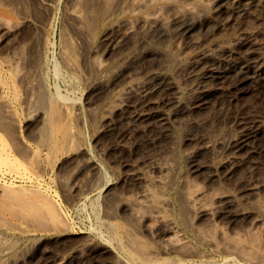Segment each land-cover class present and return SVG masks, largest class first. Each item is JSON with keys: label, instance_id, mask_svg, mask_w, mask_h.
<instances>
[{"label": "rangeland", "instance_id": "374dc122", "mask_svg": "<svg viewBox=\"0 0 264 264\" xmlns=\"http://www.w3.org/2000/svg\"><path fill=\"white\" fill-rule=\"evenodd\" d=\"M129 2L0 0V137L10 150L8 161L0 158V219H5L4 223L0 220V229L7 231L9 242H13V258L34 252V264H139L131 252L145 257L178 255L169 241L158 235L164 226L134 218L125 200L139 189L140 183L131 175L134 166L181 164L186 171L190 159L202 167L196 178L192 176L200 188L229 193L231 197L216 201L213 226L206 228L187 204L180 179L166 189L169 200L165 211L183 230L187 245L192 246L189 250L185 245L178 256L194 259L195 263L228 264L226 254L195 234L196 227L206 228L218 240L220 228L232 238L248 240L254 235L263 240L253 221L257 212L264 214V186L255 194L247 188L253 183L264 185V79L240 84V76L229 73L207 85V101L198 106H194V90L186 91L177 105L160 91L148 98L150 103L145 101L144 108L140 107L150 111L149 116L135 121L122 119V112L115 114L112 109L116 102L115 78L124 57L144 39L162 45L158 42L164 43L163 36L168 32L167 27L139 25L127 37L119 38L125 23L138 16L128 9ZM75 5L82 10L81 20L69 13ZM168 8L165 4V10ZM206 11L200 10L202 19L209 18ZM195 15L184 13L183 18L197 21ZM211 27L197 31L193 38L196 41L186 43L187 51L221 42L234 46L238 36L252 30L256 42L263 45L248 59L264 56V0L254 1L244 12H234ZM180 47L172 45L167 52L157 49L139 65L147 70L173 68L171 60ZM220 54L226 56L225 51ZM18 56L21 58L15 63ZM182 80L183 86L192 85L191 80ZM108 108L113 111L114 125L107 128L102 119ZM254 129L257 132L249 136L248 144L235 152L240 167L230 173L232 176L213 167L227 141ZM0 146L2 150V143ZM170 172L172 179L174 170ZM158 173L160 170L151 174ZM243 207L253 212L238 214ZM233 256L234 264H253L237 254Z\"/></svg>", "mask_w": 264, "mask_h": 264}, {"label": "bare ground", "instance_id": "6f19581e", "mask_svg": "<svg viewBox=\"0 0 264 264\" xmlns=\"http://www.w3.org/2000/svg\"><path fill=\"white\" fill-rule=\"evenodd\" d=\"M129 1L130 2L127 4L128 9L131 10L132 13H136L138 16H137V18L135 17L136 20L134 18L133 21H131V22L129 21L128 24L125 23V27L123 28V32H121V34L119 33V38L122 37L123 35L124 36L126 35L125 37H127V35L129 33H133L135 31V29L139 27V25L140 26L155 25V27L159 28V29L161 27L162 28L167 27L168 32L165 31L166 35L163 36V37H165V42L164 41H163L164 43L158 42V43H161L162 45H153L154 43H150L148 39L141 40V42L139 40L138 41V43L140 42L139 46L137 48L133 49L132 51H130L129 53L127 52L128 54L124 57V63L121 64L122 67L119 70V73L117 74V76L115 78L116 82L114 84L115 87H114L113 94H114V102L115 101L116 102H115V104L113 103V109H112V110H114L115 114H117L116 112H119V111L122 112V115H121L122 119L135 121V119L144 118L146 116H149L150 111L140 109V107H142L144 105V103H146V102L150 103V100L148 98H150L151 96H153L157 92L160 93V91H162V92L165 91L166 95L168 96L169 100L171 101V104L172 103L176 104V103H179V99L181 98V96L186 91L194 90V92L195 91L197 92L196 96L193 95L195 97V105L194 106H196V105L198 106L199 104H203L207 101V95L209 93V92L207 93V90H208L207 85L211 81L221 80L222 78H224L229 73L230 74L234 73L235 77H236V74L239 75L240 78L239 77L238 78H239L240 84H249V83L252 84L255 80H259V78L264 79V56L258 55V56L252 57L251 60L248 59L249 57L255 55L258 51H260V49L262 48V45H263L262 42H256V40L254 39L255 38L254 37V31H252V30H246L241 34V36H238L236 38V42H235L234 46H230L231 44L227 45L226 43L221 42V43H217L215 45H211V46H207V47H199L198 49H193L191 51H187L188 47H186V46H188V45H186V43L188 44L189 41H191V40L196 41L193 38H194V34L197 31L202 32L203 30H206V29L210 28L211 26L213 27L215 25L220 24L222 21L229 19L230 15L233 14L234 12H238V11L244 12L245 10H247L248 6H250L256 0H199L198 2L187 1V0H185L184 2H182L181 0H129ZM165 4H167L169 6V8L166 10H171L172 11L171 13L166 12ZM203 7H206V8H203ZM201 9L207 10L209 12L210 15H209V18L207 17L208 19L207 18L202 19L203 17H201V13H200ZM81 11L82 10L79 9V6L76 7V5H75L70 9L69 13L74 18L81 20L83 18V15H82L83 13ZM207 11L205 14H207ZM184 13L185 14L186 13L187 14L188 13L194 14V16H196L195 14H197V17L199 19L197 21H196V19H195V21H193V20L191 21V19L186 20L183 18ZM126 20H128V19H125V22H127ZM122 21H124V20H122ZM80 23H82V22H80ZM80 23H78V24H80ZM168 26H170L171 29H170V27L168 28ZM182 41L185 45L184 44L181 45ZM147 44L151 45V46H148ZM175 44H180L181 47L178 49L177 53L173 56V58L171 60V63H173V68H168V67L164 68L163 67V68H151V70L150 69L147 70L144 66L139 65V61H141L144 58L146 59V57L155 53L157 49H159L162 52L163 51L167 52L168 48H171L172 45H175ZM221 51H225L226 56H223L224 54L222 56H218ZM20 56H18L17 59L15 58L16 59L15 63H16V61L18 62L21 57H23V56H21V57ZM95 62H97V61H95ZM99 66H101V65L98 62L97 67H99ZM27 71H29V70H27ZM176 72H178V73L176 74ZM29 74H30V72H29ZM178 74H181L180 78L185 79L186 81L191 80L192 83L189 82V84H192V85L188 86L185 84L186 86L184 85L185 86L184 87L182 85L184 83L183 80L177 79ZM28 81H29L28 83H30V84L33 82L32 79H30ZM164 94L165 93L163 92L162 95L164 96ZM40 99H42L44 101L43 98H40ZM40 99H38V100L40 101ZM139 100H140V104H138ZM40 102H42V101H40ZM179 104H181V103H179ZM111 107H109V108H111ZM142 108H144V107H142ZM109 111L106 115L104 114V118L102 119L105 123V124H103V123L102 124L104 126H106L107 128L112 127V125H114L113 124L114 118H113V114H112L113 111H111L110 109H109ZM121 116H120V119H121ZM167 119H168V117L166 118V120ZM142 120H144V119H142ZM166 123H167V121H166ZM55 125H57V124H55ZM48 126H49V124H48ZM51 126L53 127L52 124H51ZM51 126H50V128H51ZM65 129L67 130V128H65ZM66 132L67 131H65V133ZM68 132H70V130ZM256 132H257L256 129H254V130H251V133H239L237 135H234L235 137L230 139L229 142L228 141L226 142L227 143L226 147H223V149H221V154H223V155L217 156V157H219V156L220 157L217 158V160L215 161L214 164H212L213 167L216 168L217 170H221V172L223 170H225L227 175L229 176V174L232 173L238 166L240 167V164L237 165V163H239V162H236V158H237L236 154L238 153L237 152L235 154L236 150L239 147L243 146L245 143L248 144L247 139H249L250 135H254ZM61 135H63V133ZM66 136L67 135H65V137ZM61 137H64V136H61ZM0 140H1V137H0ZM3 141L4 140H1V142H0V143H2V150L0 149V158L1 159L3 158L2 160H4L6 162L10 159V155H9V153H7L9 149L7 150L6 145L3 143ZM64 141H65V139H64ZM217 141L219 143V140H217ZM221 144H223V142H221ZM55 146H57V145L55 144ZM0 148H1V146H0ZM241 148H243V147H241ZM188 155H186V156H188ZM190 156H192V155H190ZM183 157L186 161L187 159L185 158V156H183ZM11 161H12V164L9 163V164H11L10 166L14 165L13 164L14 161L10 160V162ZM1 162H0V164H3V161H1ZM180 163H181V161H180ZM189 164H190V168H188L189 170L188 169L186 170L187 172L184 171V167L181 164L172 167V166L166 165L165 163L160 164V163L154 162L150 166H148V164H147L148 167L139 166V165L134 166L132 168L131 175L138 181L137 183H140L139 189L133 193V195L131 196V199L128 198L129 200L128 199L125 200V201H128L127 203H129V205H130L129 207L131 208V210L130 209L129 210L132 211L134 218H138V220L139 219H141V220L145 219L149 222H152L151 224L156 223V224H162L164 226V228L159 232L158 235H160V238L163 237V239L165 238L166 240H168L169 243L168 242L167 243L171 246V248H173V250H176L175 252H177L178 255L184 247L188 246L187 245L188 239L184 235V233H182L183 230H180V228L176 224H174V222L172 221L170 216L165 211V206L167 205V202L169 200L168 196L166 195V189L170 188L171 185H174V183H176V181L178 179H180L184 184V188L186 189V197H185L186 199L185 200H186L187 204L193 208L195 215L201 221H203L202 224L206 223L205 226L202 225L206 228L210 225L213 226L212 221L214 220V217L217 213L216 201L218 199H222L223 197H227V198L229 196L231 197V195L229 193H223L222 191H218V190H214V189L207 190V189L200 188L196 184L197 182L195 183L193 179L195 176L198 175V172H199L200 168L202 169V167L199 166L200 163L196 162V164H197L196 165L194 162L191 161V159L189 160ZM189 164H187V165H189ZM7 165H8V163H7ZM202 166H204V165H202ZM14 167L15 168L13 170L16 169L15 165H14ZM216 169H214V170L216 171ZM155 170H160V173H158L157 175L151 174ZM173 170H174L173 178L170 179L171 174L169 175V172L171 171L170 173H172ZM201 171L202 170H200V172ZM225 171H224V174H226ZM192 176H194V177L192 178ZM159 186L163 189L159 190L160 189ZM262 186H264V185H261L258 183H253V184L248 186L247 190L249 193L255 194ZM3 189H5V191H6L7 188H3ZM3 191L4 190H1V192H3ZM2 194H0V196ZM9 194L11 195V193H9ZM10 195H9V197L12 196V195L11 196ZM38 195H40V194H38ZM12 199H14V198H12ZM25 200L23 199V201H25ZM17 201H19V200L17 199ZM28 201H26V202H28ZM37 202H39V201H37ZM28 203L29 204H27V205H31V201ZM124 203H126V202H124ZM1 204H3V203H1ZM42 204L43 203L41 202L40 204H38V206L42 205ZM51 204H50V207H51ZM12 205L13 204H11V206ZM227 205L228 204H226V206ZM52 206L54 207L53 204H52ZM3 207H5V205ZM39 207H42V206H39ZM48 208H49V205H48ZM54 208H56V207H54ZM7 209L8 208H6V210ZM239 209H240V207H239ZM29 210H31V212H32L34 210V207H33V210L30 208H29ZM35 210H36V208H35ZM40 211L43 212L44 210L43 211L40 210ZM38 212H39V210H38ZM54 212H56V211H54V209H53V213ZM249 212L252 213L253 211L244 208L242 210H239L237 213L242 214V213H249ZM35 213L38 215L37 212H35ZM44 213H45V211H44ZM44 213H41V214H44ZM56 214H57L58 218H61L59 213H56ZM2 219H4V218H2ZM2 219H0V220H2ZM63 220H64V218H63ZM53 221H55V219ZM1 222L4 223L5 219ZM55 223H57V222L55 221ZM60 223H61V221H60ZM253 223L258 224L259 234H260L261 238L264 240V214L257 212L254 215ZM196 226H201V224L196 225ZM204 227H196V229L194 230L195 234L200 239H202L204 242H206L207 245H210L211 247H213L214 250H217L223 254H226V260H228V264H234L233 262H235V260H234L235 256H233V254L239 255L240 257H243L245 260H247L253 264H264V241L263 240L260 241L259 240L260 238L258 236L253 235L252 238L249 236L251 238V240H249V237H248V240L241 239L238 236H236V238H232V237H229L228 236L229 234L227 235L226 232L220 228V230L218 229L219 233H220L219 234L220 239L218 240V236H216L217 238L213 237V234L210 233ZM21 229H23V228H21ZM212 229H210V231ZM49 230H51V229H49ZM216 233H218V232H216ZM8 236L9 235H8L7 231L0 229V262L2 264H9V261L13 262V264H34L36 262L35 258L37 259V257H35L36 253H34V252L33 253H25L22 257H20L18 255L19 258L15 257V255H14V258H13V256H12L13 254L11 252L13 250V245H12L13 242L12 243L9 242L10 240H8ZM115 236H117V235H115ZM245 237H247V236L245 235ZM9 239H11V238H9ZM190 243H192V242H190ZM185 245H187V246H185ZM190 245H192V244H190ZM189 247L190 246H188V249H189ZM166 248H168V247H166ZM184 250H185V248H184ZM189 250H191V249H189ZM131 253L133 256L132 258L134 260L138 261L139 264H190L191 262L193 263V261H194V259L193 260L192 259H186V258L184 259V257L182 258L178 255H170V256H165V257L164 256L163 257L162 256L148 257V255H146L147 257H145V256L141 255L140 253L139 254H134V252H131ZM190 253H191V255H194V254H192V252L189 251V254ZM193 253H194V251H193ZM207 253H209V252H207ZM127 254H128V252H127ZM186 254H188L187 250H186ZM186 254H185V257H187ZM156 255H158V253ZM71 256H72V254H71ZM231 256H233V257H231ZM130 257H131V255H130ZM191 258H193V257H191ZM237 258H239V257H237ZM212 261L215 262V260H212ZM194 263H195V261H194ZM201 263L203 264V262L199 261L197 264H201ZM210 264H211V262H210Z\"/></svg>", "mask_w": 264, "mask_h": 264}]
</instances>
